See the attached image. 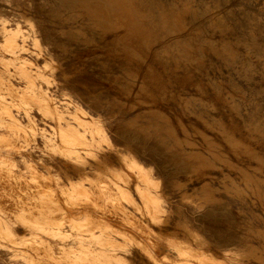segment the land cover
Here are the masks:
<instances>
[{"label": "bare ground", "instance_id": "1", "mask_svg": "<svg viewBox=\"0 0 264 264\" xmlns=\"http://www.w3.org/2000/svg\"><path fill=\"white\" fill-rule=\"evenodd\" d=\"M39 1L42 4L41 6L50 8L54 15L60 17V23H68L71 28L82 29L81 35L84 36L85 43L95 42V34H98L97 36L100 40L106 43L104 48L112 55L121 58L128 57V61L136 58L139 61H145L149 65V75H144L141 68L135 65L131 71L132 75L129 77L131 83H119L127 93L132 95L140 94L138 91L140 89L145 91L148 98L138 97L137 100L140 103L152 105L158 101L159 97L167 95V87L161 81L159 82V77L154 73L149 58L163 57L164 54L170 55L174 58V65L170 66L173 71L183 66L184 61L182 59L184 58L185 60V56L182 54V56L177 57L166 46H156L151 41L153 30L141 17V8L139 9L138 6L140 1ZM208 4L211 5V3ZM184 8L177 9L178 11H175L172 17L169 16V13L161 11L160 19L155 22V24L157 23L156 26L161 30L165 29L166 31L168 29L167 34L170 37L180 38V31L187 30L183 17L187 7L184 6ZM260 13L262 12L260 11ZM146 16L144 17L146 18ZM19 36H21L20 29L12 30L6 34L5 47L14 53V56L10 59H5L4 63L7 67L18 58L16 51L25 48L22 42L25 41L26 36H22L21 42L18 39ZM174 37L173 39H175ZM182 37L185 38L184 36ZM112 39L114 40L112 43L113 48L109 46V41ZM156 40L158 39L156 38ZM181 42H183L182 39ZM35 43L40 46L38 39H35ZM177 44L174 45L177 46V50L179 49L178 52L183 53L180 50V45ZM247 52L249 51L247 50ZM193 59L191 58L192 61ZM225 60L223 61L225 62ZM31 63L29 60H24L17 67L18 73L28 80L29 86L26 90H14L10 82L5 85V77L0 73V103L3 107V112L10 118L8 121H2L5 118L1 114L3 119L0 118V121L13 131L12 135L3 133L0 136V146L5 145L19 151L23 148V143L21 139L19 140L20 137L30 143L36 140V135L39 132L45 136V129L39 131L35 119L31 116L30 107L37 106L44 115L51 116L56 120L55 129L60 137V144L55 145L50 137H47L46 140L52 149L60 152V155L62 153L61 156H65L67 162L78 171L80 179L73 180L69 177L70 186L64 185L65 187L59 188L57 184L58 177H53L50 172L49 175L51 176L43 175L38 164L34 162L30 163L33 178L28 180L14 171V166L18 162L16 163L10 153H1L0 151L2 154H0L2 159L0 160V257L5 260L6 264H20L18 263L19 261L23 262V264H135L132 257H128V255H133V248L145 254L154 264H235L233 258L228 256L221 257L206 246L209 240L206 241L207 238L204 235H219L220 233L222 224L221 221H217L218 215H222V218H230L232 216L230 208L216 205V203L224 200V195L220 187L215 185V180L218 179V176L211 173L210 169L219 167L217 160L239 169L241 172L240 179L244 181L245 186H241L239 181L232 177L230 185L224 184L225 192L223 193L231 196H234L235 193L239 198H244L248 190H251L261 200L263 206L264 188L261 184L264 183V177L253 175L245 167L233 161L220 142L210 139V136H207L201 130L200 135L204 139V144L203 142L201 143V145L203 144L202 148L198 147L200 142L196 139L180 137L176 129L171 125L164 127L163 130L152 125L156 132L153 133L154 136L149 132L150 129L146 130L144 126L113 129L101 120V111L98 110L100 107L92 103V101L90 103L97 109L98 117L88 115L90 112L87 113L81 105H77L74 113L77 124H73L69 121V118L67 119L65 111L59 110L51 96L44 92L42 88H36V81L39 78L48 81V77L38 70L34 72L29 66ZM49 64L52 63L49 62ZM3 87L7 89L11 100H8L6 97L8 95H5V91H2ZM155 87H158L157 92L154 90ZM12 105L24 110L28 116L27 124H23L13 113ZM126 107L128 108V106ZM111 115L113 116V114ZM156 123L158 124L157 121ZM263 125L264 123L260 124L259 128H256L255 132L258 134L250 136L257 142H264V130L260 128H264ZM185 130L187 129L185 128ZM112 133L116 134L117 137H124L128 150L133 147V145L129 147L130 143L138 139L141 145L137 150L130 149L131 156H129L114 141ZM220 133L222 134L223 131ZM89 134L91 138L88 137ZM163 135H168L173 138V141L170 140L172 142L168 144L165 140L166 137ZM150 137L156 138L164 147L147 146V143L152 142ZM231 138L229 137L227 141L230 144V148L237 153L236 155H241L240 150L250 158H254L258 161V165H255L256 171L264 173V150H258L246 142L242 144L243 147L241 148L240 143L243 142ZM104 143L108 145L107 148L104 147ZM185 146H188V149ZM0 148L2 151L5 149L4 147ZM108 148L110 151H116L120 159L119 164H115L111 160L107 153ZM207 150L213 156L208 155L206 153ZM5 151L7 150L5 149ZM83 151L95 159V164L91 165L94 166L95 175L87 173L84 164L88 163L89 159L82 154ZM135 151H138V153L141 151L144 155H147V151H153L157 159L164 160V163L162 162L163 164H161L164 167V171L160 178L153 176L151 171L143 166L134 155ZM34 153L36 152L34 151ZM50 167L46 168L49 169ZM172 167L175 169L171 170ZM179 174H183L184 178L177 177ZM84 180H88L89 184L86 185ZM195 182L200 183V193L203 192L202 196L205 199L204 201L202 199L194 201L198 204L199 209L197 211L188 210L183 216L184 220L178 221L179 227L181 226L184 229L185 235L163 231L162 228L169 224L172 219H175V212L172 207L168 206L169 199L163 193L164 183H170L171 186L175 185L180 190H184L182 197L188 201L192 200V198L185 187L189 183H193L194 189L197 190ZM181 206H179L180 209ZM17 224H21L28 233H17L15 231ZM66 225H69L70 229H65ZM254 232L264 237V228L257 229ZM74 238L77 240L76 244L66 243L67 240ZM60 240H62V243ZM19 247L22 249L19 250ZM175 251L177 252L176 256L173 254ZM245 254L254 255L264 264V249L257 250L256 247L252 246Z\"/></svg>", "mask_w": 264, "mask_h": 264}, {"label": "rangeland", "instance_id": "2", "mask_svg": "<svg viewBox=\"0 0 264 264\" xmlns=\"http://www.w3.org/2000/svg\"><path fill=\"white\" fill-rule=\"evenodd\" d=\"M32 1L0 0V73L5 77V85L10 82L12 89L19 91L28 88V80L18 73L17 67L24 60H29L32 62L29 66L34 72L38 70L48 77V81L39 78L36 81V88H42L44 92L51 96L59 110L65 111L67 119L69 118V121L73 124H77L74 117L77 105H81L87 113L90 112L88 115L98 117L97 109L90 103L92 101V103L100 107L98 110L101 111V120L113 129L144 126L146 130L150 129L149 132L153 134L156 133L154 127L163 130L164 127L171 125L176 129L180 137L196 139L200 142L198 147L202 148L204 139L200 135L201 130V132L203 131L207 136H210V139L220 142L233 161L245 167L253 175L264 177V173L255 169L258 165L257 160L250 158L240 150L241 157L236 155L237 153L230 148V144L227 141L232 136L231 139L243 142L240 143L241 148L243 147L242 144L246 142L258 150H264V142H257L250 137L255 135L257 133L255 132L256 128H259L260 124L264 123V118H262L264 117V0H137L138 2L140 1L138 6L139 9L141 8L140 14H142L143 21L148 23L153 30L151 41L156 46H166L177 57L182 56V54L185 56V60L184 58L182 59L184 61V64L182 63L183 66L173 71L170 66L174 65V58L170 55L164 54L163 57L149 58L154 73L159 77V82L161 81L167 87V95L159 97L158 101L152 105L143 104L137 100L138 97L148 98L145 91L140 89L138 90L140 94L132 95L127 93L119 84H124V82L131 83L129 77H131V71L135 65L141 68L144 75H149V65L145 61H139L136 58L128 61V57L121 58L112 55L104 48L106 43L100 40L97 36L98 34H95V42L85 43L84 36L81 35L82 29L71 28L68 23H60V17L54 15L50 8L41 6L42 4L39 0ZM208 3H211V5ZM184 6L187 7L183 14L187 30L180 31V38L170 37L167 34L168 29L165 31V29L161 30L156 26L157 23L155 24V22L160 19L161 11L169 13V16L172 17L175 11L177 12L180 8L185 9ZM16 29L21 30V36L18 37L20 42L22 36H26L25 41L22 42L25 48L16 51L18 58L7 67L4 61L14 56V53L5 47V38L8 32ZM35 39L39 40L40 46L35 43ZM181 39L183 42H181ZM113 41V39L109 41L111 48H113ZM176 43L180 45L181 48H179L183 53L178 52L179 49L177 50V46L174 45ZM247 44L249 45L247 46ZM235 52L238 53L236 54ZM240 52L243 54H240ZM49 62L52 64H49ZM154 90L157 92L158 87H155ZM2 91H5V95H8L6 96L7 99L11 100V96L5 87H3ZM89 104L91 107L88 106ZM12 106L13 113L23 124H27L28 116L24 110L18 109L14 105ZM30 108L31 116L35 119L38 130L45 129V136L39 132L36 135V140L30 143L20 137L19 140L21 139L23 143V148L19 150L21 153L5 145L0 147H4L7 151L5 149L2 151L1 148L0 151L1 153H10L16 163L18 162L14 166V171L28 180L33 178L30 163L35 162L43 175L58 177L57 184L59 188L69 187V177L73 180H78L80 175L67 162L65 156H61L62 153L60 155V152L52 149L46 140L47 137H50L55 145L60 144V137L55 129L56 120L51 116L44 115L37 106H31ZM108 108L111 109L109 110ZM151 108L155 110H151ZM1 114L5 118L2 121L10 120L9 116L3 112L2 105L0 106V118L3 119ZM2 121H0V136L3 133L12 135L13 131L8 129ZM253 124L254 126H252ZM184 127L188 130L187 133ZM260 128L264 130V128ZM183 130L185 131L183 132ZM219 131L225 133H222V135ZM112 134L117 145L122 147V151L129 156H131L130 149L137 150L141 145L138 139L130 143L131 146L129 145V147H132V145L133 147L128 150L124 137L122 139L117 137L116 134ZM163 136L166 137L165 140L168 144L173 141V138L168 135ZM88 137L91 138L90 134ZM127 137L130 139L129 136ZM150 139L152 142L147 143V146H163L156 138L150 137ZM202 142L203 144L201 145ZM104 147L107 148L108 145L104 143ZM185 148L188 149V146H185ZM51 151L54 152L52 153ZM107 153L115 164L120 163L116 151H110L108 148ZM206 153L213 156L208 150ZM82 154L89 159V162L84 164L87 173L95 175L94 166H91L95 164V159L84 151ZM134 155L143 166L151 171L153 176L161 177L164 171L163 165L161 166L164 163L163 159H157L153 151H147V155H144L141 151L139 153L135 151ZM39 157L42 158L40 159ZM0 160L2 159L0 158ZM217 164L219 167L210 169V172L218 176V179L215 180V185L220 187L224 200L216 203V205L230 208L232 216L230 218H222V215H218L217 221H221L222 224L220 233L219 235H204L207 238L206 241L209 240L206 246L221 257L228 256L233 258L235 264H263L257 257L252 254L247 255L245 252H248L252 246L256 247L257 250L264 249V237L254 232L257 229L264 228V206L251 190H248L244 198H239L235 193L234 196L223 193L225 192L224 184L230 185L232 177L236 178L243 187L245 183L240 179L241 172L239 169L218 160ZM173 169L175 168L172 167L171 170ZM49 172L51 175H49ZM183 174H179L177 177L184 178ZM84 183L88 185L89 181L84 180ZM195 183L197 190L194 189L193 183H189L185 187L192 198V200L188 201L182 197L184 190H180L175 185L171 186L170 183H164L163 193L169 199L168 206L173 208L175 219H172L169 224L164 226L162 228L163 231L185 235V231L181 226L179 227L178 221L184 220L183 216L188 210L197 211L199 209L198 204L194 201L199 199L204 201L205 199L202 196L203 192L200 193V183ZM261 186L264 188V183ZM179 206H181V209ZM155 227L159 229L158 226L155 225ZM15 228L17 233H28L21 224H17ZM65 229H70V226L66 225ZM74 234L76 233L74 232ZM70 240H67L66 243H77L75 238ZM60 242L62 243V240ZM20 249L22 248L19 247ZM132 253L133 255H128V257H132L135 264H154L141 251L133 248ZM173 254L176 256L177 252L175 251ZM18 263L23 264L20 261ZM0 264H6L1 257Z\"/></svg>", "mask_w": 264, "mask_h": 264}]
</instances>
